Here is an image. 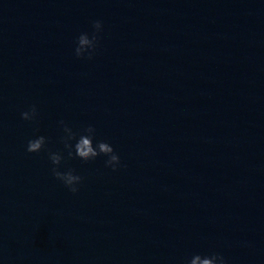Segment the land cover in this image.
<instances>
[{"label":"clouds","instance_id":"1","mask_svg":"<svg viewBox=\"0 0 264 264\" xmlns=\"http://www.w3.org/2000/svg\"><path fill=\"white\" fill-rule=\"evenodd\" d=\"M102 22L99 20L93 21L94 32L91 37L88 33H81L77 38V47L75 49V55L78 58L86 57L87 59H92L97 43H98V33L102 30ZM37 115L36 106L33 105L29 111H24L21 113V118L26 121L34 120ZM63 124V121H61ZM63 131L66 133L63 137V143L65 148L68 150V157H73V149L75 157L80 158L83 161L94 160L100 155L107 157L106 166L111 167L113 171H116L120 165V157L114 151L113 147L104 141H99L94 146L93 139L95 137V128L88 126L83 130L82 134H79V139L75 145L71 144L72 140H75L77 133L73 132L71 128L67 125L64 126ZM47 143L45 136H38L35 139H30L27 142L26 151L29 153H39L44 149ZM49 159L54 165L52 168V173L55 178L61 181L65 187L73 194L79 191L77 187L82 182V177L74 173V170L60 171L59 166L61 165L64 157L60 153H50ZM187 264H226L225 258L220 254H212L210 257H202L199 254L193 255L192 258L187 262Z\"/></svg>","mask_w":264,"mask_h":264}]
</instances>
